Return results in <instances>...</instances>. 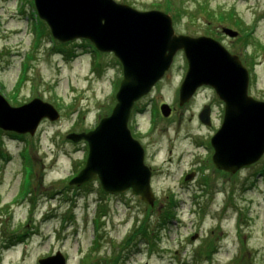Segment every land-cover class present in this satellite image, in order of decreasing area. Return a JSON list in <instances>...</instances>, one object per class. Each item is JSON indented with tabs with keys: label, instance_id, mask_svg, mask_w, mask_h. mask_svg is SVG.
I'll list each match as a JSON object with an SVG mask.
<instances>
[{
	"label": "rangeland",
	"instance_id": "rangeland-1",
	"mask_svg": "<svg viewBox=\"0 0 264 264\" xmlns=\"http://www.w3.org/2000/svg\"><path fill=\"white\" fill-rule=\"evenodd\" d=\"M116 1L169 14L176 33L218 41L247 68L249 94L264 100V0ZM35 12L33 0H0V95L11 106L37 97L59 118L43 117L33 135L0 127V264H38L56 251L65 264H264V153L234 173L213 167L209 141L224 103L202 86L178 109L181 50L128 119L154 171V204L130 190L107 193L98 180L68 184L87 144L66 135L111 112L121 63L86 39L59 42ZM160 101L176 112L163 115ZM201 104L208 122L197 118Z\"/></svg>",
	"mask_w": 264,
	"mask_h": 264
},
{
	"label": "water",
	"instance_id": "water-1",
	"mask_svg": "<svg viewBox=\"0 0 264 264\" xmlns=\"http://www.w3.org/2000/svg\"><path fill=\"white\" fill-rule=\"evenodd\" d=\"M38 16L49 25L52 37L63 42L88 39L100 51L112 52L122 66V78L110 114L89 131L69 133L66 138L85 140L88 153L83 168L69 180L80 186L98 179L108 193L131 188L142 201L153 205L151 170L144 152L127 127L134 102L146 94L168 71L174 54L182 49L187 69L179 87V104L188 101L197 87L214 89L224 103L218 130L210 138L215 168L234 173L256 162L264 153V101L247 92L248 72L235 54L229 53L211 37H191L174 32L171 17L163 11H139L115 0H33ZM230 36L237 32L223 27ZM242 66V67H241ZM169 114L167 105L161 107ZM43 117H59L49 103L34 97L11 106L0 95V127L17 133L34 134ZM209 120V108L199 113ZM192 174L186 175L188 180ZM39 264H65L63 255L40 259ZM147 264V263H141Z\"/></svg>",
	"mask_w": 264,
	"mask_h": 264
},
{
	"label": "flooded vegetation",
	"instance_id": "flooded-vegetation-1",
	"mask_svg": "<svg viewBox=\"0 0 264 264\" xmlns=\"http://www.w3.org/2000/svg\"><path fill=\"white\" fill-rule=\"evenodd\" d=\"M154 86H155V85H154ZM196 94H197V91H196V92L194 93V95L190 98V100L188 101V103H185V104H189L191 101H193V100L195 99V97H196ZM164 102H165V101H160L159 104H158V108L160 107L159 105H161V104L164 103ZM185 104H184V105H185ZM201 105H202V104H201ZM204 106H209V105H207V104H203L202 107L200 106V110H201ZM180 108H182V106H179L178 109H180ZM176 110H177V108H175L174 106H171V113H172V112H173V113L176 112ZM200 110H199V112H200ZM199 112H198V113H199ZM198 113H197V114H198ZM132 135H133V134H132ZM133 137H135V136L133 135ZM135 138H136V137H135ZM208 148H209V147H208ZM210 149H211V148H210ZM211 151H212V150H211ZM211 151H210V155H211V153H212ZM153 172H154V171H153V169H152V173H153ZM190 172H194V171H193V170H190Z\"/></svg>",
	"mask_w": 264,
	"mask_h": 264
},
{
	"label": "bare ground",
	"instance_id": "bare-ground-1",
	"mask_svg": "<svg viewBox=\"0 0 264 264\" xmlns=\"http://www.w3.org/2000/svg\"><path fill=\"white\" fill-rule=\"evenodd\" d=\"M240 61V63H241V65L243 66V68H245L246 70H247V68L243 65V63H242V60L240 59L239 60ZM241 66V67H242ZM247 92H248V86H247ZM248 94H249V92H248ZM250 96H252L251 94H249ZM253 97V96H252ZM254 98V97H253ZM208 108H209V110H210V107L208 106ZM17 136V135H16ZM130 190V188H128L125 192H127V191H129Z\"/></svg>",
	"mask_w": 264,
	"mask_h": 264
},
{
	"label": "trees",
	"instance_id": "trees-1",
	"mask_svg": "<svg viewBox=\"0 0 264 264\" xmlns=\"http://www.w3.org/2000/svg\"><path fill=\"white\" fill-rule=\"evenodd\" d=\"M85 41V40H84ZM67 44H61V46H66ZM67 52V51H66ZM16 136V135H15ZM162 223H164L163 221H162Z\"/></svg>",
	"mask_w": 264,
	"mask_h": 264
}]
</instances>
